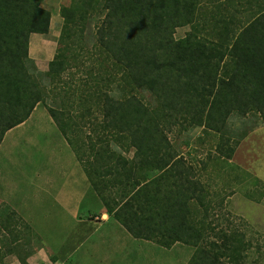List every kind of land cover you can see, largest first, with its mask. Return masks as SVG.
<instances>
[{
	"label": "trees",
	"instance_id": "1",
	"mask_svg": "<svg viewBox=\"0 0 264 264\" xmlns=\"http://www.w3.org/2000/svg\"><path fill=\"white\" fill-rule=\"evenodd\" d=\"M44 1L0 0V146L45 100L29 55L31 36L50 32ZM60 16L59 47L48 71L38 74L55 81L80 62L81 54L72 51L76 33L83 36L96 20L94 48L103 55V75L89 76L102 85L96 95L103 118L98 142L89 145L91 156L106 163L93 172L112 176L109 186L120 188L111 202L102 196L108 214L134 239L194 249L188 264H245L253 242L219 223L197 167L164 135L202 127L224 137L232 116L259 115L264 123V0H71ZM187 26L190 32L177 40L176 31ZM49 112L67 137L75 122ZM111 143L126 152L135 148L133 158ZM227 145L226 153L224 145L219 151L229 161L239 142ZM93 185L99 191L101 184ZM2 247L0 259L8 253Z\"/></svg>",
	"mask_w": 264,
	"mask_h": 264
},
{
	"label": "rangeland",
	"instance_id": "2",
	"mask_svg": "<svg viewBox=\"0 0 264 264\" xmlns=\"http://www.w3.org/2000/svg\"><path fill=\"white\" fill-rule=\"evenodd\" d=\"M70 3L71 0H45L42 3V7L52 13L55 22L52 32L43 41L37 40L43 38L42 35L31 36L29 55L36 68H32L30 73L43 90L45 100L37 105L26 122L5 135L0 146L1 175L13 176L14 181L10 183L16 185L17 191L23 192L18 200L26 195L28 200L36 197L37 203L36 207L32 204L13 207L6 203L9 199L1 202L0 245L3 246V253H8L0 259V264H21V259L27 260L28 264H188L194 249L184 245L178 244L167 250L140 240L129 246L135 254L127 258L113 253L104 245L114 242H108L114 230H103L101 235L98 233L92 237L94 222L100 218L99 211L103 206L102 196L111 202L120 195L119 187L109 186L108 180H112V176L105 177L102 171V176H97L93 172L106 163L91 156L89 145L98 142L97 133L103 118L96 95V90L102 85L97 86L89 76L91 73L103 75L99 65L103 55L94 48L96 20L88 22L83 36L76 33L77 47L73 46L72 51L81 54L80 62L72 64L55 81L38 74L48 71L59 47L61 29L56 21L61 23L60 8L70 6ZM188 32L189 26L180 28L175 38L183 39ZM112 96L118 95L112 93ZM142 96L147 102L151 101L147 93ZM49 109L65 113L64 116L59 115L65 123L69 120L75 122L67 137L60 131ZM223 134L224 137L202 127L189 130L178 127L164 137L171 142L178 155L197 167L195 176L210 193L208 199L219 223L245 232L253 242L254 247L248 253L245 264H264V123L259 115L232 116ZM237 142L239 145L232 159L225 160L229 148L227 144L235 146ZM220 145L225 146L224 154L219 151ZM101 146L106 145L98 144V149ZM110 148L122 153L126 159H132L135 152L132 146L126 152L114 143L110 144ZM80 156L86 158L83 157L82 161ZM89 160L90 163L87 162ZM145 175L152 177L155 173ZM64 178L68 184H84L86 195L82 200L83 212L77 215L78 222L71 220L75 224L65 229L62 237L61 230L50 228L44 221L47 213L41 209L47 205V199H44L40 187L54 191L61 186ZM103 181L108 186L101 183ZM94 183L101 184L99 191L94 189ZM88 186H91L89 191ZM1 187L0 200H4L7 196L3 195ZM6 224L14 228L7 231L3 228ZM103 236L105 240L101 238ZM117 239L124 242V237L119 234ZM119 248L117 246L120 254Z\"/></svg>",
	"mask_w": 264,
	"mask_h": 264
},
{
	"label": "crops",
	"instance_id": "3",
	"mask_svg": "<svg viewBox=\"0 0 264 264\" xmlns=\"http://www.w3.org/2000/svg\"><path fill=\"white\" fill-rule=\"evenodd\" d=\"M52 14V13H51ZM54 22L53 21V15H52V19H51V27H50V32L48 35H42L43 38L41 39H37V40H44V37H47L50 35V33L52 32V28L54 26ZM56 25H59V30L62 29L63 26V19L61 21V23L58 21H56ZM33 35H37V34H33ZM33 39V37L31 38ZM30 39V40H31ZM13 176L9 175H4L0 173V185H2L1 188H3V195L7 196V198H4V200H0V204L1 202L5 203L8 199L9 201H7L6 203H10L13 207L17 206H24V205H30L32 204V206L37 205L36 203V197L33 199H29L27 198L26 195H24L20 200H18L19 198V194L23 193L20 191L16 190V185L12 182L13 178H11ZM51 177V176H50ZM16 178V177H15ZM14 181V180H13ZM67 179L64 178L63 183L61 184V186L56 189H54V191L48 189L47 187H45L44 189L42 187H40L41 191H43L42 195L45 196L44 199H47V205L45 207H42L41 210H43V212L47 213V216L44 218V221L46 223H48V226H50V228L55 229V230H61V236H64V230L70 228V226L73 224H75V222H78V216L80 213L83 212L82 210V200H84L85 198V193H84V184H73L70 180L69 182L71 183H67ZM52 184V181H50ZM54 185V184H52ZM36 186V185H35ZM38 187V186H36ZM91 186H88L87 191L90 190ZM2 189H0L1 191ZM43 206V205H42ZM16 212H18V210L16 208H14ZM37 211V210H36ZM100 213V218H96V225L93 226V233H92V237H94L96 234L100 233V235L102 234L101 232L103 230H114V235L111 236L108 240V242L110 240H113L114 242L110 243V244H105L107 246V248L109 250H112L113 253H117L118 255H121L123 257L128 258L132 257L133 255L131 254H135V252L133 251L134 249H130V245H133L134 243H138L140 240L134 239L130 234H128L126 232V230L116 221L113 219V217L111 215L108 214L106 208L104 206H102V208L99 211ZM71 220H77L75 222H71ZM80 221V220H79ZM8 227L10 226V224H6ZM5 225V227H6ZM11 227V226H10ZM117 234L121 235L124 237V242L122 240H118L117 239ZM127 237V239H125ZM102 239L105 240V237H101ZM108 239V238H107ZM147 242V241H145ZM149 243V242H147ZM103 244V243H102ZM117 246H119V250H120V254L118 252ZM115 254V255H117ZM16 259V257H14ZM108 258L110 259V255L108 256ZM18 261V259H17ZM13 262V261H12Z\"/></svg>",
	"mask_w": 264,
	"mask_h": 264
}]
</instances>
